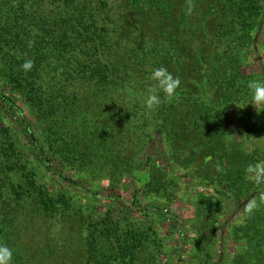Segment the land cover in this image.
Instances as JSON below:
<instances>
[{"label": "trees", "instance_id": "obj_1", "mask_svg": "<svg viewBox=\"0 0 264 264\" xmlns=\"http://www.w3.org/2000/svg\"><path fill=\"white\" fill-rule=\"evenodd\" d=\"M263 1L0 0V243L11 264H179L186 239L171 208L173 173L205 152L200 181L217 194L214 212L223 199L258 205L234 237L248 255L230 264H264V184L248 171L252 156L230 172L225 124L252 100L250 83L264 81ZM248 53L256 77L242 70ZM159 67L181 85L149 110ZM107 120L115 133L99 126ZM157 136L176 163L140 158ZM219 151L230 159L208 172ZM124 186L130 196L118 193ZM192 204L189 258L212 264L196 238L206 203Z\"/></svg>", "mask_w": 264, "mask_h": 264}, {"label": "rangeland", "instance_id": "obj_2", "mask_svg": "<svg viewBox=\"0 0 264 264\" xmlns=\"http://www.w3.org/2000/svg\"><path fill=\"white\" fill-rule=\"evenodd\" d=\"M259 39H261V36ZM245 59L246 61H244L242 65V70L245 73L256 77L259 68L256 54L248 53ZM180 80L182 79L180 78ZM251 103L252 100L248 101L246 104H243L238 110L229 109V111L226 113L227 117L225 119V124L232 131V134L228 138V146L233 148L231 155L229 154L232 156L229 164L230 172L235 170L237 167H240L238 160L243 161L244 157L252 156L256 161V164H264V110H261L259 106L252 105ZM257 111L260 112L258 113ZM98 118V116H94V119L98 120ZM113 118L108 120H112ZM108 120L101 123L99 122L101 124H99V126H101L103 131L107 129L112 133H115L117 129L115 128V124L109 123ZM235 139L236 141H241L242 143L240 145L236 144L235 141H233ZM249 146H251V150H249ZM143 151L144 154H142L140 158H144V160H146L147 156H145V154H149L153 159H156L158 156L159 163L163 166L168 164L167 161L172 163V159L173 162L174 159H178L177 157L171 158V156L167 154L168 148L165 145V141L162 139V137L160 138L158 136L155 141L149 142ZM230 156L227 158L224 156L223 152H220L217 156L219 158H216L215 162L213 157L209 158L212 166L208 172L219 171L220 168L225 167L226 161L230 159ZM208 157L209 155L206 152L203 153V158L207 159ZM203 158L201 156H197L193 164H187L186 167L182 166L180 167L179 171H175L173 173V179L176 182V199L174 200V203L171 204V208H176L175 215L180 221V225L184 231V237L187 241L194 235V231L192 229V225L194 223L192 202L195 197L196 199H202L205 201L206 204L204 207V213L206 214L201 217L199 223L198 220L195 221V224L199 228L201 235H198L196 238L201 237V240L204 241L205 244L204 247L212 250V256L214 257V263L213 259L211 260L212 264H230L232 261H235V257H238V255H242L244 257L248 255L245 251L246 249L244 240L240 239L238 241L234 239L238 233L241 223L244 220L245 209H247L248 206H243L236 209L234 206L228 204L229 201H225L223 199L220 201L221 204L224 205V209L220 210V212H214L216 209L214 203L218 202V199L216 198L217 194L215 195V192L213 193L212 189L208 187L206 183L200 181L204 180L203 176H201L202 168L205 166ZM243 163L246 162L244 161ZM243 163L242 165L245 166ZM85 182L86 179L84 183ZM106 188L107 185L102 184L101 192L104 193ZM126 189L127 186H124L123 188L118 189V193L121 195L130 196V193L125 191ZM171 202L172 201L168 203ZM166 210L167 209L164 208V211ZM168 223L169 222H167V224ZM66 236L68 241L73 244L71 245V251L73 250L72 255H74V253H76L75 233L70 232ZM173 237H175V235H173ZM186 241H184L182 246L183 252L180 256L179 264H200L189 258L190 250L187 247L188 243ZM197 241L199 240H194L193 243L197 245ZM173 244L174 248L175 243ZM222 249L224 251L223 253L221 252ZM220 255H222L223 258H221V261L219 260L217 263L216 260L220 257ZM242 260L243 258L241 257L240 264ZM249 261H252L251 263H253V261H255V257L251 259L249 258ZM163 262L174 264L172 260H168V256L166 260L164 259V261H161L160 263Z\"/></svg>", "mask_w": 264, "mask_h": 264}, {"label": "clouds", "instance_id": "obj_3", "mask_svg": "<svg viewBox=\"0 0 264 264\" xmlns=\"http://www.w3.org/2000/svg\"><path fill=\"white\" fill-rule=\"evenodd\" d=\"M20 67L25 72L30 71L33 67V61L27 59ZM150 80L153 83L147 89L145 100L149 110H155L164 100L172 98L181 85L180 78L174 76L165 67L154 69L151 73ZM249 88L251 90V104L257 105L261 110H264V81H252ZM260 111L257 112L259 113ZM249 150H251V146H249ZM248 171L253 174L252 179L256 184H264V164L251 166ZM257 207L258 205L255 202L250 203L247 207L248 214H251ZM11 261L12 250L7 245L0 243V264H11Z\"/></svg>", "mask_w": 264, "mask_h": 264}]
</instances>
